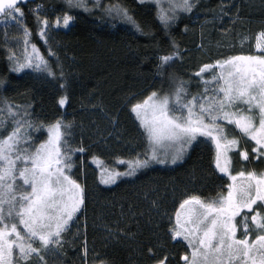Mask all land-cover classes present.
<instances>
[{
    "label": "trees",
    "instance_id": "obj_1",
    "mask_svg": "<svg viewBox=\"0 0 264 264\" xmlns=\"http://www.w3.org/2000/svg\"><path fill=\"white\" fill-rule=\"evenodd\" d=\"M100 4L126 8L143 33L97 7L90 12L71 10L75 16L71 27L55 34L49 27L42 39L43 25L37 17L47 18L51 25L54 16L68 11L64 0L21 5L24 15L18 35H8L0 19V80L5 81L0 106L4 100L13 106L30 105L32 118L45 125L56 120L71 123L72 147L85 148L73 155L72 169L73 178L85 189V204L64 234L60 254L48 255L47 264H96L100 258L106 264H157L164 256L168 264H184L181 257L187 246L173 241L169 229L184 199L192 195L214 198L222 189L227 178L214 166V146L199 138L180 163L150 161L135 175L118 176L108 184L101 182L102 169L93 157L121 173L128 170V164L118 160L144 159L147 141L131 105L153 91L169 93L179 80L186 81L195 95L203 85L194 73L204 64L230 55H253L256 37L264 32V0H198L191 13H180L167 29L152 0H100ZM23 27L30 32L28 49L36 45L56 72L55 79L32 69L10 71L8 55L23 52ZM49 48L58 61L48 55ZM176 51L179 58L158 73L159 57ZM64 95L68 102L61 107L58 101ZM235 135L241 134L236 131ZM46 136V130L35 131L41 141ZM245 146L253 156L252 142L241 139V149ZM231 155L234 172L245 166L264 171L260 160L249 163L236 152ZM85 244L88 261L83 256Z\"/></svg>",
    "mask_w": 264,
    "mask_h": 264
},
{
    "label": "snow or ice",
    "instance_id": "obj_2",
    "mask_svg": "<svg viewBox=\"0 0 264 264\" xmlns=\"http://www.w3.org/2000/svg\"><path fill=\"white\" fill-rule=\"evenodd\" d=\"M64 2L68 11L56 17V28L69 27L75 19L73 9L90 12L100 7L143 33L126 8H104L100 0ZM153 3L158 19L167 29L180 18L179 13H191L198 0ZM23 15L20 0H0V18L5 24L11 21L21 25ZM37 20L43 25L39 33L43 39L49 20H40L39 16ZM29 36V30L23 27V52L19 57L15 52L8 55L10 71L32 69L55 79L52 65L35 44H31L29 52ZM255 47L259 54L230 55L200 67L194 75L200 78L202 92L192 95L187 82L179 80L169 93L153 91L132 104L130 110L143 129L147 150L144 159L118 160L128 164L127 171H111L93 157L102 169L101 182L108 184L118 176L135 175L150 161L176 164L198 137L214 146V166L227 178L222 189L214 198L192 195L184 199L169 229L173 241L187 246L188 251L181 257L184 264H264V171L247 170L245 166L234 172L231 155L236 152L245 162L255 159L264 163V32L258 33ZM48 55L56 57L51 48ZM179 55L178 51L161 55L158 73L165 72ZM60 75L63 76L62 70ZM4 84L0 80V88ZM60 87H65L64 83ZM67 102V95L58 101L61 107ZM29 108L30 105L13 106L7 100L0 106V264H47L49 254H60L64 233L70 230L85 204V189L72 173L73 155L83 153L85 148L72 147V124L63 120L47 125L37 123ZM9 124L11 129L5 133L3 129ZM42 129L47 138L37 143L31 131ZM236 131L241 135H235ZM241 139L246 144L252 142L253 156L246 146L241 149ZM87 254L85 244V259ZM96 264L106 261L100 258ZM157 264H168V257L159 259Z\"/></svg>",
    "mask_w": 264,
    "mask_h": 264
},
{
    "label": "rangeland",
    "instance_id": "obj_3",
    "mask_svg": "<svg viewBox=\"0 0 264 264\" xmlns=\"http://www.w3.org/2000/svg\"><path fill=\"white\" fill-rule=\"evenodd\" d=\"M153 1V0H152ZM41 8V6H39V7H37V11H39V9ZM180 14V13H179ZM183 14V13H182ZM56 17L57 16H54V19H53V21L55 22V19H56ZM54 22L53 23H51V25H50V33L51 34H55L57 31H62V30H68L70 27H71V25L74 23V20L70 23V25H69V27L68 28H63V27H60V28H56L55 26H54ZM4 27H5V31H6V33L8 34V35H10L11 33L12 34H14V35H18L20 32H21V26L20 25H17V24H15V22H9V23H7V24H5L4 23ZM20 44H21V42H20ZM256 44V43H255ZM29 50V52L31 51V48H29L28 49ZM255 54H259L258 52H257V50H256V47L254 48V54L253 55H255ZM20 55H18V57H19ZM28 70H31V69H25L24 71H28ZM135 115V114H134ZM139 122V121H138ZM8 129V131H10V129H11V124H9V127L7 128ZM6 129H3V131H5ZM31 135H32V137L34 138V141L35 142H37V143H39V142H43V141H41V139L38 137V139L35 137V130H32L31 131ZM46 138H47V136H46ZM45 138V139H46ZM199 138H201V139H204L203 137H198L197 139H199ZM44 139V140H45ZM197 141V140H196ZM196 141H194L193 142V144L196 142ZM192 144V145H193ZM191 148V147H190ZM189 148V149H190ZM188 149V150H189ZM188 150H187V152H188ZM186 152V153H187ZM186 153H185V155H186ZM185 155H184V157H185ZM183 157V158H184ZM183 160V159H182ZM181 160V161H182ZM181 161H178L176 164H178V163H180ZM167 164H171V165H174V164H172L170 161L167 163ZM220 173V172H219ZM221 174V173H220ZM246 211V210H245ZM240 219V217H237V220H239ZM76 226H77V224H75L74 226H73V229H72V231L74 232V228L76 229ZM67 233V232H66ZM65 234V233H64ZM238 236L240 235V231H238ZM65 237V236H64ZM64 237H63V242H64ZM49 256L51 257V256H54V254H49ZM84 256V255H83ZM48 257V256H47ZM84 260L85 261H88V254H87V257H86V259H85V257H84ZM48 264H51V263H48Z\"/></svg>",
    "mask_w": 264,
    "mask_h": 264
},
{
    "label": "water",
    "instance_id": "obj_4",
    "mask_svg": "<svg viewBox=\"0 0 264 264\" xmlns=\"http://www.w3.org/2000/svg\"><path fill=\"white\" fill-rule=\"evenodd\" d=\"M36 1H38V0H20V6L21 5H26V4H29V3H35Z\"/></svg>",
    "mask_w": 264,
    "mask_h": 264
}]
</instances>
